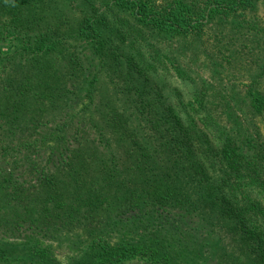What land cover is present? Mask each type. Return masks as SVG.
Segmentation results:
<instances>
[{"label":"trees","instance_id":"obj_1","mask_svg":"<svg viewBox=\"0 0 264 264\" xmlns=\"http://www.w3.org/2000/svg\"><path fill=\"white\" fill-rule=\"evenodd\" d=\"M260 4V0H0V134L20 128L22 122L26 133H41L38 141L47 144L53 134L54 142L44 153L45 181L50 200L58 205L57 197L63 193L59 183L85 185L84 170L100 172L98 186L87 182L88 196L64 204L59 220L86 246L66 261L49 246L28 248L31 255L38 254L47 264H189L191 253L199 254L200 247L210 243L213 255L220 256L218 250L228 249L229 240L240 251L237 257L233 253L234 264H264ZM168 42L174 43L173 51L167 49ZM200 56L202 64L212 62L208 71L213 72L216 87L210 93L211 75L204 79L205 71L193 72L188 62ZM168 60L169 70L175 72L171 76L180 78L181 84L163 94L166 79L149 87L148 77ZM109 81L117 88L118 100L133 108L125 115L145 116L152 129L139 140L122 117L121 134L132 141L131 149L122 151L123 162L100 152L85 136H55L78 117L71 115L75 109L69 108L67 99L76 102L85 92L92 101L94 90ZM100 104L110 107L104 101ZM102 115H108L106 110ZM62 117L49 135L47 122ZM79 130L76 126L74 133ZM97 133L103 136L98 129ZM18 140L28 148L37 145L25 136ZM11 142L0 137V201L18 190L10 183V173L1 172L10 162L6 148ZM172 157L174 171L150 167L161 161L165 166ZM125 166L140 180L151 169L147 186L129 185L132 177ZM113 197L118 217L107 222L98 210ZM191 198L192 210L201 219L188 221L177 215L167 219L168 201ZM155 218L157 225L151 223ZM49 222L54 224V215ZM16 251L9 244L0 245V262Z\"/></svg>","mask_w":264,"mask_h":264},{"label":"rangeland","instance_id":"obj_2","mask_svg":"<svg viewBox=\"0 0 264 264\" xmlns=\"http://www.w3.org/2000/svg\"><path fill=\"white\" fill-rule=\"evenodd\" d=\"M260 3L258 13L262 18H264L263 0H260ZM173 42H168L166 44L168 50L173 51ZM177 49L178 48L175 46V50ZM3 50L9 51V48L7 49V47L4 46ZM186 50L194 53V50L189 47H187ZM181 52L184 51L181 50ZM188 62L190 63L193 72L200 71L201 73L202 70L205 71L202 76L204 79H207V75H211L210 77L212 81L208 80L211 87L209 93L215 91L212 89L216 87L215 77L213 72L208 71V69L212 67V62L204 61L202 64L201 56L194 58V60L189 58ZM168 67L169 60L165 65L159 66V72L157 74L149 75V87L160 82L163 78L166 79V83L168 84L163 87V94H170L171 87H175L177 83L181 84L180 78L171 76V74H175V72L169 70ZM217 81L220 82L219 80ZM223 83L225 84V82ZM157 88L159 89L158 85ZM117 94V88L109 81L108 83H104V86L94 90L92 93L94 100L92 101H90V95L87 96L85 92L76 99V102H74L75 100H70L68 98L67 102L70 105L69 108L75 109L71 115L75 116L74 114L77 113L78 117L74 118L72 124L66 132H62L60 129L56 130L55 136L66 135V137H68L75 135L78 138L85 136L87 138L85 140H87L89 144L94 143L100 152L103 151L110 157L119 159L120 162H123L121 156L124 155V153L122 151L125 149H131L129 145L132 141L129 137H126L125 134H121L122 128L118 123L119 121L121 123L122 117L125 118L124 120H126L127 125L134 131L132 132L133 136L136 134L139 140L144 134L151 133L152 129L148 126L145 116L140 115L136 117L125 115L133 108L132 106H129L130 103L128 101L118 100ZM210 97L212 102L216 101L213 93ZM101 101L107 102L110 107L107 109L103 108L100 104ZM105 110L108 115H102V112ZM38 111L41 112L42 110L38 109ZM124 111L127 113H124ZM63 119H65V117L59 119L57 118L56 121L53 120V122L49 121L50 123L47 122V128L50 127L47 130L49 131V135L56 127L58 121ZM0 123L3 124V119H0ZM20 125L21 127L16 130L2 132L4 135L0 134V137H3L4 140L12 141L6 148L7 154L9 153L11 156L9 160L10 162L6 164V168L2 169L1 172L3 176L10 173V175H7L12 178L10 183L18 186L16 193L0 201V245L5 246V244H9L12 249L16 248L17 250L15 254H9V256L5 259H2L0 264H47L45 260H42L36 251L38 248L48 246L52 250L56 251L57 258L61 261H66L69 259L68 256L71 253L82 250L86 246V243L79 241V237L76 236L77 234H73V229L70 228L69 225L63 226V223H59V220L64 212L62 206L64 204L72 203L77 199L86 198L88 196L87 182H90L97 187L98 185L96 184V181L100 172L95 168L92 170H84L86 181L83 180V183L85 185H82L81 183L78 186H73V184L71 185L68 182H65L63 185L62 183H59V189L63 193L61 196L57 197L59 198L58 202L61 203V205H58L57 202L50 200V191L47 188V181H45L47 158L44 153H48L47 150L49 149V145L54 142H50L53 139V134L51 138L47 139L46 144L41 142L42 140H37V137L40 138L41 133H26L28 129L24 123L22 122ZM76 126L80 129L78 135L74 133V128ZM97 129L103 133V136L97 133ZM1 130L5 129L2 128ZM22 136H25L29 140V143L30 141H35L37 145H33V147L28 148L30 146L25 145L24 143L22 144L18 140V138H22ZM106 143H108L109 146H107ZM142 154L144 156L143 151ZM116 156H118V158ZM139 157L142 159L140 155ZM173 161L174 157H172L171 160L166 159L165 166H162L164 162L161 161L158 166L150 167H155V170L158 171H174L175 167L172 165ZM30 162H35L34 166H31ZM131 169V167H126V173L128 172L127 176L132 177L129 185L134 186V183L137 182L140 188L146 187L148 184L147 179L150 178V173L153 171L151 169L150 171H146L142 180H140V177L135 175ZM145 176L146 178L143 180ZM179 176H181V174H179ZM190 191L193 193L194 190L190 189ZM17 194H19V196ZM143 197L144 195L142 198ZM151 199L156 200L152 197ZM113 201H115V197H113L112 200H107V203H104V205L101 206L98 210V214L100 216L97 213L94 214L99 217L105 215L107 222L117 218L118 208ZM194 201L195 199L193 198L190 199V202L174 200L168 201L170 203L167 207H165V209L169 212V217L167 219L172 217L175 219V215L178 217L182 216L184 220L188 221L200 218L197 216L196 210H192L195 205ZM48 209H51V215L49 214L50 210ZM52 215H54V224L49 222ZM159 218H155L151 223L157 225ZM83 229L84 228L81 225L80 231L82 232ZM206 241L210 242V239H206ZM226 241L228 242H225L228 249L220 247L218 250L221 253L220 256L218 254L213 255V252L210 250L213 248V245L210 243V246L206 245L200 247L199 254L191 253V260H186L187 263L234 264V259L232 258L233 253L237 257V254L240 253V251L230 245L229 240ZM28 248L36 249V251L33 252L37 255H31L30 253L32 252L29 253Z\"/></svg>","mask_w":264,"mask_h":264}]
</instances>
